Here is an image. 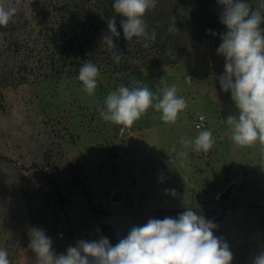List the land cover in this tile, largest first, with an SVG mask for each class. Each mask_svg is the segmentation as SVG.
Segmentation results:
<instances>
[{"label":"rangeland","instance_id":"374dc122","mask_svg":"<svg viewBox=\"0 0 264 264\" xmlns=\"http://www.w3.org/2000/svg\"><path fill=\"white\" fill-rule=\"evenodd\" d=\"M176 1L156 0L155 8L171 11ZM203 2L186 0L190 10ZM105 3L0 0L17 10L11 30L0 33V249L10 264H37L33 228L59 255L79 240L105 237L103 226L121 239L158 219L155 212L189 208L213 223L223 215L214 235L229 244L235 264H253L264 252V145L241 148L231 139L225 121L238 110L219 83L220 38L188 37L177 57L163 49L170 22L145 19L147 39L113 37L114 51L131 56L116 63L106 34L95 36L87 17ZM100 45L109 54H99ZM85 62L99 70L92 96L78 80ZM134 82L154 94L175 85L187 103L176 123L163 122L154 108L130 129L104 121L98 108L107 95ZM200 116L213 133L209 155L180 143L202 131L192 127Z\"/></svg>","mask_w":264,"mask_h":264},{"label":"clouds","instance_id":"9594fccd","mask_svg":"<svg viewBox=\"0 0 264 264\" xmlns=\"http://www.w3.org/2000/svg\"><path fill=\"white\" fill-rule=\"evenodd\" d=\"M47 4L48 0H41ZM54 4V0H51ZM221 6L220 22L226 31L219 34L221 43L217 54L224 57V73L218 77L224 92H231L238 115H229L225 121L232 141L241 148L256 142L264 145V0H218ZM156 7V0H114V12L121 16L124 38L136 43L147 39L145 15ZM16 8L0 5V26L7 27L16 14ZM109 35L103 37L116 63L122 54L115 49L113 37H119L116 19L108 20ZM178 31L174 24L170 33ZM211 33V30H209ZM216 35L215 33H212ZM155 32L151 34L155 39ZM148 46L147 43L144 44ZM99 70L85 62L79 70L78 80L83 91L92 96L97 88ZM164 78H162V81ZM120 86L107 95L99 115L106 122L130 129L149 108L161 113L166 124H175L179 114L187 107L186 100L177 95L175 85L158 89L154 94L146 86ZM181 145L192 146L196 153L207 154L214 144L210 130L200 131L194 141L181 139ZM176 149L173 148V151ZM184 153H182L183 155ZM168 191V190H166ZM175 195V190H170ZM216 225L196 211L186 208L177 218H150L142 226L131 228L126 237L114 246L101 236L95 241L79 240L69 246L66 254L57 255L53 241L40 228L30 232L29 247L37 256V264H232L229 245L214 235ZM0 264H10L6 250L0 249ZM253 264H264V252Z\"/></svg>","mask_w":264,"mask_h":264},{"label":"trees","instance_id":"16d2710c","mask_svg":"<svg viewBox=\"0 0 264 264\" xmlns=\"http://www.w3.org/2000/svg\"><path fill=\"white\" fill-rule=\"evenodd\" d=\"M250 3L255 7V0H249ZM114 0H106L105 6L103 9H97L94 13L88 14V18H90L93 22L92 25L94 27V35L96 32L105 33L109 35L108 30V20L115 16L116 19V28L120 33L119 38H124L123 28L121 27L120 21L123 19L121 16L117 15L113 9ZM203 5H200L196 10H190L187 6L186 0H177L171 11L167 9H152L146 13L144 19L153 22L154 24L161 23L159 25H165L170 22V25L167 27V35L166 40L163 45L164 52L172 50L175 52L177 57H181V51L186 49L185 43L189 39L188 37H195L199 40H206L208 38H219V34L226 31V27L220 22V14H221V6L218 4V0H205ZM109 5V6H108ZM175 18V26L178 31L174 33L169 32V28L173 26ZM11 26L8 24L7 27L0 26V33H4L5 31H10ZM264 28V24L261 25ZM211 30V33L209 32ZM215 33L216 35H213ZM183 34V35H182ZM96 36V35H95ZM184 36V37H183ZM186 36V37H185ZM115 37V36H114ZM88 39H91L89 37ZM91 43V40L88 41ZM87 43V45H88ZM84 48L83 44H79ZM101 48L97 52L99 54H109V52L105 51L102 48V45L99 46ZM118 54H122V58L125 55L123 52H118ZM127 58H131L128 54ZM115 61V59H114ZM162 61L164 63L169 64L170 61L166 57V54H162ZM115 63V62H113ZM127 68H123V71ZM183 211H158L155 212V217L158 219H164L165 217H173L177 218L179 213ZM204 217L208 220L210 216L204 215ZM223 220V215L219 216V218L214 222L215 225H219ZM218 228L215 231H219ZM102 232L106 238L109 239L110 243L114 246L119 242V237L111 226H103ZM226 242V241H224ZM227 243V242H226ZM228 244V243H227ZM229 245V244H228ZM230 248V246H229ZM230 251L231 248H230ZM232 264H235V259L233 256Z\"/></svg>","mask_w":264,"mask_h":264},{"label":"built area","instance_id":"2783aa9c","mask_svg":"<svg viewBox=\"0 0 264 264\" xmlns=\"http://www.w3.org/2000/svg\"><path fill=\"white\" fill-rule=\"evenodd\" d=\"M192 127H194L196 130H205L208 128V120L205 116H200L197 119H194L192 122ZM205 155H209V152Z\"/></svg>","mask_w":264,"mask_h":264},{"label":"water","instance_id":"95a60500","mask_svg":"<svg viewBox=\"0 0 264 264\" xmlns=\"http://www.w3.org/2000/svg\"><path fill=\"white\" fill-rule=\"evenodd\" d=\"M229 195V191L226 192V194H224V198L227 197Z\"/></svg>","mask_w":264,"mask_h":264},{"label":"bare ground","instance_id":"6f19581e","mask_svg":"<svg viewBox=\"0 0 264 264\" xmlns=\"http://www.w3.org/2000/svg\"><path fill=\"white\" fill-rule=\"evenodd\" d=\"M54 59V58H53Z\"/></svg>","mask_w":264,"mask_h":264}]
</instances>
